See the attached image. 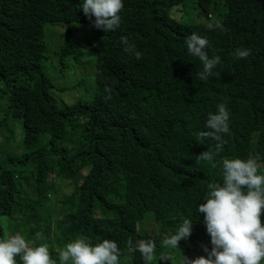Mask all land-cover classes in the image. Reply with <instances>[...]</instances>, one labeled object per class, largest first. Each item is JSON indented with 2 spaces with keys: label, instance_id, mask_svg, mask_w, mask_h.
Instances as JSON below:
<instances>
[{
  "label": "trees",
  "instance_id": "1",
  "mask_svg": "<svg viewBox=\"0 0 264 264\" xmlns=\"http://www.w3.org/2000/svg\"><path fill=\"white\" fill-rule=\"evenodd\" d=\"M82 2L0 0V81L10 93L0 98V238L19 233L30 246L47 244L57 264L59 251L80 236L93 245L115 241L119 264H146L135 250L140 241L155 244L151 264L207 257L212 245L198 206L209 183H223V159L264 165V0H123L120 27L110 32L94 27ZM57 23L67 25L62 63L93 34L87 55L95 77L76 104L60 97L43 67L44 27ZM192 33L208 40L209 58L220 56L207 81L187 52ZM238 48L251 54L237 59ZM220 104L229 131L215 155L217 142L194 133L208 130ZM209 149L214 159L197 164ZM186 218L191 236L165 249L163 239Z\"/></svg>",
  "mask_w": 264,
  "mask_h": 264
},
{
  "label": "clouds",
  "instance_id": "2",
  "mask_svg": "<svg viewBox=\"0 0 264 264\" xmlns=\"http://www.w3.org/2000/svg\"><path fill=\"white\" fill-rule=\"evenodd\" d=\"M123 0H83L80 10L90 20L95 17L94 27L105 32L115 31L120 27V12ZM208 29L214 30L223 26L219 23H208ZM121 43L126 45L125 51L134 53L137 59L142 54L134 51V45L128 46L126 37H121ZM188 54L197 57L202 63V71L197 78L207 81L213 76V69L221 62L220 56L209 58L206 49L209 42L195 33L185 37ZM250 49L238 48L233 55L237 59H247ZM111 92L110 88H105ZM106 99H111V95ZM216 114H209L205 124L207 131L194 133L202 139L215 140L218 155L226 143L222 134L229 131V112L224 104L217 106ZM214 153L209 149L197 156L196 163L212 161ZM223 183H209L208 197L205 203L198 206V212L204 214V224L210 236L211 250L207 247L204 252L207 257L200 256L189 259L183 256L182 264H261L264 260V223L261 215L264 213V174H259L264 167L257 158L247 160L239 158H224ZM193 224L189 219L176 229L174 234L162 241L165 249H179L180 241L189 238ZM39 233L37 237H39ZM130 250L132 242L127 241ZM138 250L146 264H151L154 258L155 244L152 241H140ZM121 250L117 243L104 239L95 245L84 236L67 243L58 254L59 264H119ZM16 257H20V264H57L53 259L47 244L30 246L17 233L14 236L0 238V264H17ZM168 256H162L166 261Z\"/></svg>",
  "mask_w": 264,
  "mask_h": 264
},
{
  "label": "rangeland",
  "instance_id": "3",
  "mask_svg": "<svg viewBox=\"0 0 264 264\" xmlns=\"http://www.w3.org/2000/svg\"><path fill=\"white\" fill-rule=\"evenodd\" d=\"M213 19L217 21L216 15H214ZM66 30L67 25L65 24L57 23L45 25L43 41L47 49L43 67L48 78L55 84V87L59 89V91H62L60 97L68 104H76L79 99H84V97L87 96L86 93H88L87 91L90 89L95 77L96 61L93 57L87 55V52H91L90 48H93V34L91 33L89 37L85 36L86 42L80 44V50L78 49L79 55L76 53L72 60H66L62 63L60 55L65 42L64 33ZM85 32H87L86 35H88L90 31L86 29ZM63 64L66 65L64 68L62 67ZM8 96H10L9 90L6 85L0 81V98L3 99ZM23 131V120H16L15 137L21 140ZM30 199H32V196L29 197V200ZM27 209L30 211L29 207H27ZM144 226L146 229L154 228V226H151L150 223L147 222H145Z\"/></svg>",
  "mask_w": 264,
  "mask_h": 264
}]
</instances>
